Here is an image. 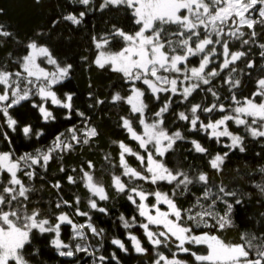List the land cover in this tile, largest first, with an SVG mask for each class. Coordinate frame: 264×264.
Segmentation results:
<instances>
[{
    "label": "snow or ice",
    "instance_id": "snow-or-ice-1",
    "mask_svg": "<svg viewBox=\"0 0 264 264\" xmlns=\"http://www.w3.org/2000/svg\"><path fill=\"white\" fill-rule=\"evenodd\" d=\"M75 2L87 10L93 0ZM109 7L125 9L137 27L133 32H126L114 25L110 33L92 38L96 49L93 63L100 69L107 67L119 73L128 86L127 95L113 92L109 102L128 105L130 115L120 116L119 126L139 149L123 140L113 141L119 149L118 165L112 163L110 154L104 156L109 167L120 170L119 175L110 174L111 187L125 194L135 207L136 215L126 217L121 213L118 217L128 230L127 240L136 253L146 254L144 241L132 231L137 227L142 229L153 249L152 264H190L181 254L190 256L194 264H264V223L256 232L242 233L238 242L219 234L234 226V208L243 200L222 180L215 182L223 174L230 152L246 151L245 135L232 131L230 122L237 128L243 127L246 135L264 139V75L256 79L255 90L242 99L237 95L241 80L236 78L242 71L237 68L238 62L244 61L248 69L256 65L255 60L247 59L251 48L244 50L245 46L255 44L264 59V43H257L256 31L258 25L264 28V0H103L99 4L100 10ZM85 15L86 11L69 12L62 19L80 25ZM56 23L53 21L54 26ZM172 27L175 30L169 31ZM7 40L21 43L0 23V44ZM234 41L240 43L239 50H232ZM114 42H121L122 46L113 50L110 45ZM24 50L25 54L13 61L15 70L0 64V118L3 120L0 139L9 149L0 150V264H30L26 246L32 243L37 232L52 234L50 244L61 257L83 253L95 258L92 264H108V256L97 255L103 247L105 229L98 228L89 212L81 210L79 196L75 197L74 205L63 198L55 204L56 209L75 206L72 215L66 211L44 215L39 208L29 211L31 196L37 191L33 181L38 169L46 173L52 160L62 159L80 145H89L100 133L84 112L74 109V93H57L56 85L70 76L72 65L62 64L50 47L38 39H30ZM217 79L220 85L215 83ZM225 85L229 96L222 97ZM199 94H203V100L191 103ZM89 97L96 105L105 103L91 92ZM208 97L211 101L205 103ZM35 98H39V103ZM149 100L158 103L155 111ZM22 102H30L46 123L57 119L52 111L55 106L65 110L66 120H71L75 113L81 118V125H72L57 133L46 148L17 155L11 147L10 133H22L26 139L44 135L43 130L35 131L31 123L21 125L10 114ZM179 105H185V110L174 112L173 118L185 122L187 133H203L228 151L212 154L199 139H189L180 128L166 127L165 114ZM212 114L219 116L212 118ZM177 141H187L190 151L207 157V166L216 176L198 169L193 171L192 167L187 170L169 167L165 157L175 150ZM129 157L135 158L138 166L129 163ZM86 164L87 169L82 166L78 178L68 175L67 181L75 185L79 179L90 194L89 210L107 215L110 210L100 202L108 201L109 194L97 178L93 162ZM60 171H65L63 165ZM258 171L264 175V167ZM161 184L168 185L169 191H162ZM51 186L59 193V181ZM196 186H199V195L193 192ZM254 187L264 195V182ZM182 196L192 197L186 208L178 203ZM73 217L85 220L78 223ZM62 226L71 229L68 241L62 239ZM110 243L120 251H128L121 238L113 237ZM193 246L202 247L204 252L193 250ZM110 259L120 264L115 251Z\"/></svg>",
    "mask_w": 264,
    "mask_h": 264
},
{
    "label": "trees",
    "instance_id": "trees-1",
    "mask_svg": "<svg viewBox=\"0 0 264 264\" xmlns=\"http://www.w3.org/2000/svg\"><path fill=\"white\" fill-rule=\"evenodd\" d=\"M102 2L103 0H93L86 10L85 6L76 3L75 0H40L39 3L36 0H0V9H3V12L0 13V23H3L8 30L12 31L21 42L17 44L15 40H7L5 43L0 44V64L15 70L16 65L13 61L25 54L24 45L30 39H38L41 43H46L62 64L72 65L70 76L61 84L56 85L58 95L66 92L74 93V109L84 112L90 119L91 124L96 126L100 133L89 145H80L73 152L65 154L62 159L52 160L46 173L38 169L37 178L33 181L37 191L31 196L29 211L32 208H39L44 215L51 214L54 216L61 211H66L72 215L75 206L73 208L56 209L55 204L58 199L63 198L74 205L75 197L79 196L81 198V210L88 211L92 217V222L98 228L105 229V237L102 241L103 247L100 248L97 255L104 254L108 256V264H116L115 261L110 259V254L113 251L116 252L120 264H152L153 249L144 238L142 229L137 227L132 231L144 241V246L148 249L146 254L136 253L131 242L127 240L125 233L128 230L123 228L118 217L121 213L126 217L136 215L135 207L127 201L125 194L117 193L111 187L110 174L115 172L119 175L120 170L118 167H109L108 162L104 159L105 154L108 153L112 157V163L118 165L119 149L112 143L113 141L123 140L134 149L139 150L136 143L131 141L127 133L119 126L120 116L130 115L128 105L123 103L113 105L109 102L113 92L119 91L122 95H127L128 86L119 73L113 72L107 67L100 69L93 63L96 56L93 36L99 37L110 33L114 25L126 32H133L137 30V27L132 23L130 15L123 8L109 7L100 10L99 4ZM80 11H86L80 25H73L62 19L69 12L78 14ZM53 21H58V23L54 26ZM173 30H175L174 27L169 28V31ZM256 31L258 33L257 43H264V28L258 25ZM38 32L43 33V35L37 36ZM233 45V51L240 49L239 42L234 41ZM121 46V42H114L110 45L113 50H118ZM249 47L251 52L247 59L255 60L256 65L254 68L248 69L244 61L237 63V68L242 70L236 77L241 80V87L237 90L238 98L241 99L255 90L256 79L264 75V59L259 55L261 49L253 44L245 46L244 50H248ZM222 75L226 76L227 73ZM215 83L220 85L221 81L217 79ZM90 92L93 97L104 99L105 103L96 105L95 100L89 97ZM221 96H229L226 85L221 92ZM35 99L39 103V98ZM202 100L203 94H199L191 103H199ZM210 101L211 97H208L204 102L208 103ZM222 102L229 103L228 100ZM149 103L153 111L159 106L155 101L149 100ZM89 105H92V107H89ZM185 107V105L174 106L172 112L166 113L165 126L170 130L180 128L188 135L189 139H199L212 154L228 151L220 144L208 140L203 133L199 135L187 133L185 122L174 120L173 113L185 110ZM52 111L57 119L46 123L40 119V114L32 108L30 102H22V105L10 110V114L19 120L21 125L31 123L35 131L43 130L44 133L39 139L35 136L26 139L19 132L10 133L13 138L11 147L15 149L17 155L24 152H33L37 148H46L57 133L65 131L72 125H81V118L76 116L75 113H73L71 120H66L64 119V109L52 106ZM218 116L219 114H212V118H218ZM0 123H3L2 118H0ZM230 128L234 132L245 135L246 151L243 153L238 150L230 152L224 165L223 174L215 182L219 183L222 180L229 189L237 192L238 198L243 200L241 205L234 208V226L219 233L226 240L238 242L242 233L256 232L261 223H264V217L261 216V213H264V195L254 187V184L264 182V175L258 171L259 168L264 167V139H254L246 135L243 127L237 128L231 122ZM190 148L191 145L187 141H177L175 150L165 157V162L172 168L180 167L187 170L192 167L193 171L197 169L206 171L210 176L215 177L216 173L207 166V157L190 151ZM0 150H9L7 143L2 139H0ZM87 161L93 162L96 176L105 185L109 194L110 199L108 201L100 202L101 206L110 210L107 215L89 210L87 199L90 194L83 183L79 182V179L75 185L69 184L67 181L68 175L78 178L80 168L83 166L87 169ZM129 163L138 166V161L133 157H129ZM61 165L65 168L64 172L60 171ZM73 169H76V171L73 172ZM57 181L61 184L59 193L51 186ZM145 187L151 188L149 185H145ZM159 187L162 191H169V186L166 184H161ZM193 192L199 195V186L193 188ZM191 201V196L178 198V203L185 208L189 206ZM219 207L222 209L223 206L220 205ZM73 218L78 223L85 220L83 217ZM53 222L55 221L53 220ZM70 236L71 229L62 226V239L68 241ZM113 237L123 239L128 251H120L112 245L110 241ZM51 238L52 234L34 233L32 243L26 246V255L30 259V264H92L95 259L83 253L78 254L76 257H61L56 249L51 246ZM92 242L95 244L94 239ZM193 250L204 252V249L200 246H193ZM181 258L188 260L190 264H194L192 258L187 254H181Z\"/></svg>",
    "mask_w": 264,
    "mask_h": 264
}]
</instances>
